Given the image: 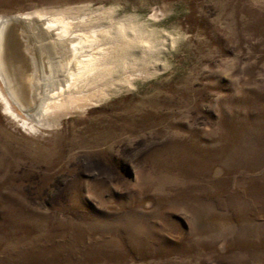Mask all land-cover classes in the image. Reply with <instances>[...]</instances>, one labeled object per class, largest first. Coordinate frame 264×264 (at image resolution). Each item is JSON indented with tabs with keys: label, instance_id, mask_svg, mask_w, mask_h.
I'll list each match as a JSON object with an SVG mask.
<instances>
[{
	"label": "rangeland",
	"instance_id": "rangeland-1",
	"mask_svg": "<svg viewBox=\"0 0 264 264\" xmlns=\"http://www.w3.org/2000/svg\"><path fill=\"white\" fill-rule=\"evenodd\" d=\"M13 17L91 61L41 118L0 96V264H264V0H0ZM25 29L51 93L68 63Z\"/></svg>",
	"mask_w": 264,
	"mask_h": 264
},
{
	"label": "bare ground",
	"instance_id": "bare-ground-1",
	"mask_svg": "<svg viewBox=\"0 0 264 264\" xmlns=\"http://www.w3.org/2000/svg\"><path fill=\"white\" fill-rule=\"evenodd\" d=\"M18 23L25 25L28 30H38L43 33L52 32V34H49L48 36H53L51 38L53 39V44L55 45L57 51L56 56L58 59L56 62L58 63L59 68H61L60 66L62 64L65 65L68 63V65L65 66V68L68 67V71H63L60 69L59 73L56 75L55 84H57L59 87L52 90L51 93L42 92L43 94H38L37 86H44L43 82L47 78L41 79L39 81L37 74L34 76L35 69L32 71L34 76V84H32V81H28V77L30 78V75H32L29 74V76H27L28 70L31 69L30 65L33 64L30 61L33 60V56H28L23 50L21 51V47L23 45L21 46L19 35L15 33V28L13 29L14 25H19ZM32 26L34 27L32 28ZM68 30L71 29L62 26L61 23L56 19L30 17H21L20 19L13 17L0 20V74L4 80L6 93L10 98L2 92H0V96L2 101L6 104L8 111L13 115L17 116L15 107L18 104L16 103L15 105V101H18L19 106L22 109L28 108L31 111L36 110V115L39 118L43 117L49 110L56 107L58 102L61 100L59 98L62 95L65 96L72 89L70 84H72L74 81V84L76 83V77L79 75H77L78 73L73 74L71 71H69L71 68V63L75 59H79V61H77L78 65L86 64L87 66L86 62L91 61V57L86 54L88 53L85 50L87 48L84 47V45L82 46L80 41L77 42L75 36L71 35ZM24 31L27 32V30ZM26 34L27 35L24 36V32L22 33V39L24 37L25 39H29L28 33ZM44 62L45 61L41 62L43 73H45L44 69L47 68V65ZM31 88H34L33 92L30 91L32 90ZM42 88L44 89V87ZM56 89H58V92H56ZM31 105H33L34 108L31 107Z\"/></svg>",
	"mask_w": 264,
	"mask_h": 264
},
{
	"label": "water",
	"instance_id": "water-1",
	"mask_svg": "<svg viewBox=\"0 0 264 264\" xmlns=\"http://www.w3.org/2000/svg\"><path fill=\"white\" fill-rule=\"evenodd\" d=\"M19 25H14V27H13V29L15 30V33L17 34V35H19V39H20V36H22V33L24 32L25 33V31L24 30H26L25 29V25H23L22 23H18Z\"/></svg>",
	"mask_w": 264,
	"mask_h": 264
},
{
	"label": "flooded vegetation",
	"instance_id": "flooded-vegetation-1",
	"mask_svg": "<svg viewBox=\"0 0 264 264\" xmlns=\"http://www.w3.org/2000/svg\"><path fill=\"white\" fill-rule=\"evenodd\" d=\"M6 95L9 97V95L6 93ZM10 98V97H9Z\"/></svg>",
	"mask_w": 264,
	"mask_h": 264
}]
</instances>
